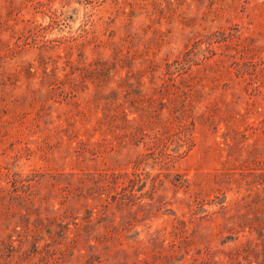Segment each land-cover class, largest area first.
I'll use <instances>...</instances> for the list:
<instances>
[{"label":"rangeland","instance_id":"rangeland-1","mask_svg":"<svg viewBox=\"0 0 264 264\" xmlns=\"http://www.w3.org/2000/svg\"><path fill=\"white\" fill-rule=\"evenodd\" d=\"M0 264H264V0H0Z\"/></svg>","mask_w":264,"mask_h":264}]
</instances>
